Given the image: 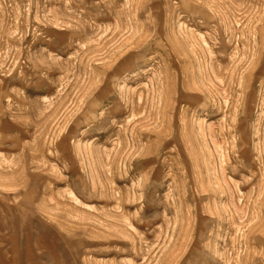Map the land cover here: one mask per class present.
<instances>
[{
  "label": "rangeland",
  "instance_id": "374dc122",
  "mask_svg": "<svg viewBox=\"0 0 264 264\" xmlns=\"http://www.w3.org/2000/svg\"><path fill=\"white\" fill-rule=\"evenodd\" d=\"M0 264H264V0H0Z\"/></svg>",
  "mask_w": 264,
  "mask_h": 264
}]
</instances>
